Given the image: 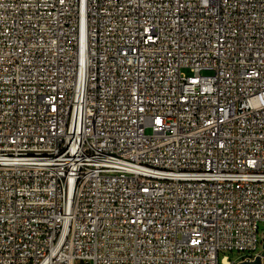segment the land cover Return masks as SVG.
Wrapping results in <instances>:
<instances>
[{
  "label": "built area",
  "instance_id": "obj_1",
  "mask_svg": "<svg viewBox=\"0 0 264 264\" xmlns=\"http://www.w3.org/2000/svg\"><path fill=\"white\" fill-rule=\"evenodd\" d=\"M263 223L264 0H0V264H264Z\"/></svg>",
  "mask_w": 264,
  "mask_h": 264
},
{
  "label": "water",
  "instance_id": "obj_2",
  "mask_svg": "<svg viewBox=\"0 0 264 264\" xmlns=\"http://www.w3.org/2000/svg\"><path fill=\"white\" fill-rule=\"evenodd\" d=\"M263 249H264V244H263ZM242 264H261V259L260 257H257L254 262H244Z\"/></svg>",
  "mask_w": 264,
  "mask_h": 264
},
{
  "label": "rangeland",
  "instance_id": "obj_3",
  "mask_svg": "<svg viewBox=\"0 0 264 264\" xmlns=\"http://www.w3.org/2000/svg\"><path fill=\"white\" fill-rule=\"evenodd\" d=\"M187 73H188V72H187ZM149 133H150V131L148 130V131H147V134H149ZM260 229H261V231H264V223L260 225Z\"/></svg>",
  "mask_w": 264,
  "mask_h": 264
}]
</instances>
